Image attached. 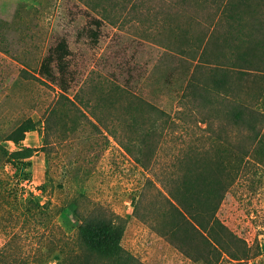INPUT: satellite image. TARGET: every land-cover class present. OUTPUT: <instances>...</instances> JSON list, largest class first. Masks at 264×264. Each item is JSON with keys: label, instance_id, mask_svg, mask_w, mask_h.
Listing matches in <instances>:
<instances>
[{"label": "rangeland", "instance_id": "374dc122", "mask_svg": "<svg viewBox=\"0 0 264 264\" xmlns=\"http://www.w3.org/2000/svg\"><path fill=\"white\" fill-rule=\"evenodd\" d=\"M235 3L244 34L251 24L264 30V0H0V162L13 150H31L29 167L4 162V174L14 184L11 200L20 205L32 198L48 211L44 218L25 220L0 210V264L47 257V264H56L57 247L74 245L78 220L72 209L85 213L97 206L127 218L121 246L142 264H207L189 259L162 236L172 220L163 186L172 188L182 179L189 164L183 161L196 153L222 165L229 160L224 146L243 155V164L235 176L229 174L210 227L224 242L217 244L211 264H264V162L252 157V132L247 123L237 126L225 113L214 114L190 92L193 84L200 94L214 89L234 45L255 61L233 73L244 85L241 98L253 102L250 96L264 91V45L254 55L248 45L255 47L256 38L229 41V24L235 25L229 8ZM257 35L263 40L262 31ZM61 39L69 52L61 74L67 94L76 96L87 120L77 124L79 113L62 108L65 123L54 125L48 145L35 130L14 144L7 134L28 117L41 125L57 96L54 83L33 76ZM53 72L60 77L55 67ZM213 103L218 107L217 97ZM182 104L185 115L174 114ZM156 108L167 116L160 118ZM260 109L264 119V99ZM132 114L130 132L124 124ZM108 124L117 127L123 142L131 137L132 152L144 165L109 136L103 127ZM259 127L264 130V120ZM67 205L70 214L62 208Z\"/></svg>", "mask_w": 264, "mask_h": 264}, {"label": "trees", "instance_id": "16d2710c", "mask_svg": "<svg viewBox=\"0 0 264 264\" xmlns=\"http://www.w3.org/2000/svg\"><path fill=\"white\" fill-rule=\"evenodd\" d=\"M239 10L241 11V8L237 3L233 4L231 9L229 8V12H231L229 18L231 22H235V25L229 24V27H231L229 29L231 33L229 41L240 40L241 35V40L247 43H250L251 39L256 38L252 43L256 44V46H248L252 48L250 53L259 52V47L262 48L264 45V30H260L261 28L257 25L252 27L251 24L250 27L252 29L244 34V26L241 24L240 19L236 20L234 17V15L241 16ZM260 31L263 32V40L257 35ZM241 47L243 46L234 45L235 50L229 49V67L220 68L219 76L213 81L214 89L206 90L204 95L200 94L197 86L193 84L190 92L193 99L200 97L201 102L207 106V109H212L214 114L225 113L226 119L237 126H244L247 123V127L252 132L251 143L256 146V149L252 151V157L257 162H264V130L259 127V124L264 120L263 112L260 109V104L264 99V91L260 88L255 94L250 96L253 102H246L240 96L244 85L238 84L232 77L233 73L239 72L240 69H244L255 62L244 53H241V51H236L237 48L240 49ZM68 54L67 44L64 39L58 41L55 46L50 47L44 54L37 69V76L33 77L41 83L48 81L49 83H54L58 89L57 96L44 113L41 125L37 126L36 122L30 117L25 118L7 134V140L18 144L24 139V134L27 131L35 130L41 133L42 144L48 145L52 131L57 123L61 122L60 120H63L61 126L65 123L67 111L62 108L69 109V106L79 113V116L76 115L74 119L77 124L87 120L85 112L82 109L80 110L79 107L77 108L76 96L67 94L69 86L61 75L62 72L67 70L66 60ZM54 67L60 77L54 76ZM193 76L194 67L189 75V80H194ZM183 92L179 95L180 99L183 98ZM216 97L219 105L214 108L215 105L212 106V104H214L213 101ZM130 107L132 110L130 113H136V109L133 106ZM186 109L184 104H182L181 108L176 110L174 114L183 116L186 113ZM156 111L160 114V118L161 116H167L162 109L156 108ZM94 117L96 122H102L98 116ZM250 118L254 120L250 121ZM131 119V123H126L127 126L124 124L125 129L130 132H132L134 125L132 123L134 122L133 114ZM206 124L209 125L208 123ZM103 127L109 136L119 143L126 154L133 156L135 162L141 163L139 157L132 152L130 136H127L123 142L117 135V127L109 126V124ZM227 148V146H224L223 152L229 160L221 161L226 169L219 162L214 164L196 153L183 161V164H189L182 179L176 180L172 188L163 186L165 189L163 197L168 205V213L172 220L169 221L167 230L161 235L189 259L206 262L207 264H211L213 258H215V252H217L215 249L219 247L217 244L224 243L219 234L215 233L212 235L210 231V227L216 221L215 212L229 185V174L235 176L243 164V155L239 158L237 154L233 155ZM31 154L32 152L28 148L13 150L8 153L7 160L4 159L0 162V210L7 212L10 219L18 218L19 216L28 220L35 214L41 216V218L48 215L44 204L39 205L32 198H28L25 204H15L16 206L11 200L14 184L11 181L12 178L4 174V162L14 165L20 161L21 166L26 168L30 165L28 158ZM229 161H231L230 165ZM45 174H47L46 171ZM24 177L23 179H25ZM97 207L85 213L79 212L76 207L72 209L70 213L77 217L78 220V224L74 229V245L70 249H64L62 246L57 247L61 259L56 264H142L121 246L127 218L114 215L101 206ZM62 208L70 214L68 205ZM42 224L44 227V221ZM213 248L214 250L211 252ZM52 251L53 249L50 248L48 252L46 250V256H49ZM47 258L38 263L31 262L27 264H47Z\"/></svg>", "mask_w": 264, "mask_h": 264}]
</instances>
